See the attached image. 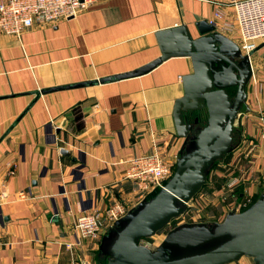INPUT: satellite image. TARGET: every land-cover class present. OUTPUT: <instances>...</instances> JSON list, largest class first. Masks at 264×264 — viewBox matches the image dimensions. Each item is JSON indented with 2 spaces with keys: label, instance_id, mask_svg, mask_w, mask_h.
Wrapping results in <instances>:
<instances>
[{
  "label": "crops",
  "instance_id": "obj_1",
  "mask_svg": "<svg viewBox=\"0 0 264 264\" xmlns=\"http://www.w3.org/2000/svg\"><path fill=\"white\" fill-rule=\"evenodd\" d=\"M201 20L240 43L239 31L225 25L236 22L232 0H94L58 24H34L21 36L0 32V264H101L103 234L78 244L76 219L141 201L122 160L150 154L157 143L176 161L185 139L173 110L184 94L182 77L193 72L191 58H170L137 77L43 91L136 70L161 55L156 32L184 24L197 38ZM250 58L239 125L257 139L252 165L264 175V131L257 127L264 47ZM259 183H245L244 192L264 193Z\"/></svg>",
  "mask_w": 264,
  "mask_h": 264
},
{
  "label": "water",
  "instance_id": "obj_2",
  "mask_svg": "<svg viewBox=\"0 0 264 264\" xmlns=\"http://www.w3.org/2000/svg\"><path fill=\"white\" fill-rule=\"evenodd\" d=\"M196 28L197 38L184 24L156 32L161 55L136 70L43 91L137 77L170 58H191L193 72L182 77L184 94L174 104L175 128L187 139L192 126L185 116L195 109L205 110L207 125L194 143L185 147L184 142L165 186L129 209L104 234L99 253L106 256L107 264H228L244 256L252 258L253 264H264V193L247 209L230 210L223 221L184 222L169 229L157 247L142 243L187 211L214 164L233 151L235 128L242 108L247 107L253 74L250 56L264 47L263 43L246 55L215 24L201 20Z\"/></svg>",
  "mask_w": 264,
  "mask_h": 264
},
{
  "label": "built area",
  "instance_id": "obj_3",
  "mask_svg": "<svg viewBox=\"0 0 264 264\" xmlns=\"http://www.w3.org/2000/svg\"><path fill=\"white\" fill-rule=\"evenodd\" d=\"M93 2L94 0H2L0 32L21 36L34 24H58L62 20L75 18ZM232 4L236 10V22H225V25L239 31L241 40L238 45L243 54L250 55L264 42V0H232ZM215 17L224 19V14L217 10ZM210 22L214 24L213 21ZM153 148L154 151L150 154L132 156L121 161L125 178L135 185L142 199L154 195L165 186L172 177L176 163L159 153V144L155 143ZM128 211L129 208L118 201L107 207L105 212L96 209L82 213L75 223L78 244L82 240L100 237Z\"/></svg>",
  "mask_w": 264,
  "mask_h": 264
},
{
  "label": "rangeland",
  "instance_id": "obj_4",
  "mask_svg": "<svg viewBox=\"0 0 264 264\" xmlns=\"http://www.w3.org/2000/svg\"><path fill=\"white\" fill-rule=\"evenodd\" d=\"M260 117V122H258L257 127L263 130L264 126L259 125L262 124L261 122L264 124V115H260ZM244 134L245 132L240 125L237 124L234 133L235 141L233 151L223 161H217L214 164L211 168L206 184L189 202L185 214L172 220L166 228L162 229L154 236L143 239V244L155 248L163 240L167 231L174 226L184 222L223 221L230 210L235 209L236 211L241 212L251 201L255 202L257 200L260 193H258L257 196L252 197L249 192H244L246 191L244 190L245 183L250 188V186H253L254 184L260 185L259 182L264 181V175L257 171L258 167H256V164L255 166L252 165V154L256 151L255 144L257 139H248ZM177 159L178 158L175 159V162H177ZM174 171L175 168L172 175L174 174ZM241 192L244 193L242 197L238 195ZM106 232L107 230L104 234ZM102 237H100V241L102 240ZM96 259L101 264H107L106 256L104 257L97 254ZM243 260H246L244 264H253L252 258L244 257ZM237 261L228 264H236Z\"/></svg>",
  "mask_w": 264,
  "mask_h": 264
},
{
  "label": "flooded vegetation",
  "instance_id": "obj_5",
  "mask_svg": "<svg viewBox=\"0 0 264 264\" xmlns=\"http://www.w3.org/2000/svg\"><path fill=\"white\" fill-rule=\"evenodd\" d=\"M185 118L186 122L192 126V128L188 132L187 139H185V147H187L195 142L197 135L207 125V116L205 110L195 109L188 111ZM174 166H176V164H174Z\"/></svg>",
  "mask_w": 264,
  "mask_h": 264
},
{
  "label": "trees",
  "instance_id": "obj_6",
  "mask_svg": "<svg viewBox=\"0 0 264 264\" xmlns=\"http://www.w3.org/2000/svg\"><path fill=\"white\" fill-rule=\"evenodd\" d=\"M252 203H254V201H251L246 207H245V209H247ZM245 209H243V210H245ZM242 210V211H243ZM99 254V253H98Z\"/></svg>",
  "mask_w": 264,
  "mask_h": 264
}]
</instances>
